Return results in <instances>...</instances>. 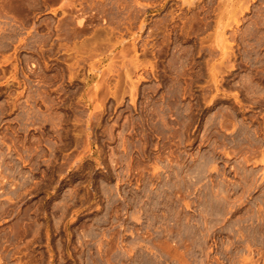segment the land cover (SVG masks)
Wrapping results in <instances>:
<instances>
[{
    "label": "rangeland",
    "instance_id": "374dc122",
    "mask_svg": "<svg viewBox=\"0 0 264 264\" xmlns=\"http://www.w3.org/2000/svg\"><path fill=\"white\" fill-rule=\"evenodd\" d=\"M0 264H264V0H0Z\"/></svg>",
    "mask_w": 264,
    "mask_h": 264
}]
</instances>
